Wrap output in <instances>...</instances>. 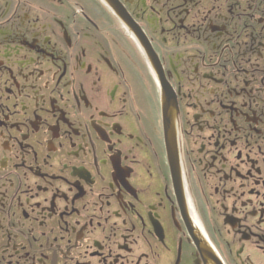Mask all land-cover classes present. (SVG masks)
Segmentation results:
<instances>
[{"label": "flooded vegetation", "instance_id": "1", "mask_svg": "<svg viewBox=\"0 0 264 264\" xmlns=\"http://www.w3.org/2000/svg\"><path fill=\"white\" fill-rule=\"evenodd\" d=\"M0 264H264V0H0Z\"/></svg>", "mask_w": 264, "mask_h": 264}]
</instances>
